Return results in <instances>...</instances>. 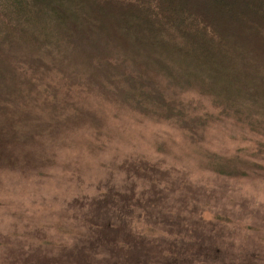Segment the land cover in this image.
I'll return each mask as SVG.
<instances>
[{
  "label": "rangeland",
  "instance_id": "rangeland-1",
  "mask_svg": "<svg viewBox=\"0 0 264 264\" xmlns=\"http://www.w3.org/2000/svg\"><path fill=\"white\" fill-rule=\"evenodd\" d=\"M37 78L32 95L58 101L62 124L23 147L34 161L0 162V264H264L262 132L196 88L177 91L182 115L167 117L56 70ZM75 108L87 117L70 120ZM212 154L247 174L213 172ZM118 194L132 196L121 212L127 250L88 225Z\"/></svg>",
  "mask_w": 264,
  "mask_h": 264
},
{
  "label": "trees",
  "instance_id": "trees-1",
  "mask_svg": "<svg viewBox=\"0 0 264 264\" xmlns=\"http://www.w3.org/2000/svg\"><path fill=\"white\" fill-rule=\"evenodd\" d=\"M42 70L167 117L182 115L177 91L196 88L264 136V0H0V162L34 161L23 147L62 124L59 102L31 93ZM210 159L220 175L247 174L234 159ZM114 198L88 225L127 250L121 212L132 196Z\"/></svg>",
  "mask_w": 264,
  "mask_h": 264
}]
</instances>
